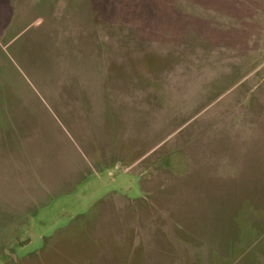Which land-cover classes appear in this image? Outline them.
Listing matches in <instances>:
<instances>
[{"label":"rangeland","instance_id":"obj_1","mask_svg":"<svg viewBox=\"0 0 264 264\" xmlns=\"http://www.w3.org/2000/svg\"><path fill=\"white\" fill-rule=\"evenodd\" d=\"M3 127L0 264H264V0H0Z\"/></svg>","mask_w":264,"mask_h":264},{"label":"crops","instance_id":"obj_2","mask_svg":"<svg viewBox=\"0 0 264 264\" xmlns=\"http://www.w3.org/2000/svg\"><path fill=\"white\" fill-rule=\"evenodd\" d=\"M24 104V103H23ZM25 106H27L26 104H24ZM27 107H29V106H27ZM13 123V122H12ZM16 125H17V127L18 128H20V129H24L25 128V126L24 125H27V122H22V121H20V120H18V119H16V122H14ZM23 123H24V125H23ZM7 125V124H6ZM30 125H32V124H30ZM30 125H27V127H28V129H27V132H29L28 130L31 128V131L30 132H32V130H34V128L36 127V126H34L33 127V125H34V122H33V125L32 126H30ZM15 126H13V128H14ZM13 128H11V129H13ZM29 132V133H30ZM0 133H5V129H4V127L2 128V129H0ZM5 142L3 141V139L1 140L0 139V147H2V146H5Z\"/></svg>","mask_w":264,"mask_h":264}]
</instances>
